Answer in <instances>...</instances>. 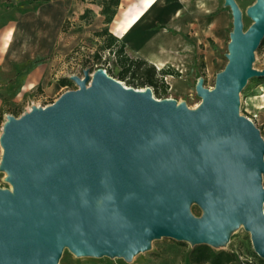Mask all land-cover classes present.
<instances>
[{
    "label": "water",
    "instance_id": "water-1",
    "mask_svg": "<svg viewBox=\"0 0 264 264\" xmlns=\"http://www.w3.org/2000/svg\"><path fill=\"white\" fill-rule=\"evenodd\" d=\"M232 14L227 63L200 102L156 99L102 68L70 75L74 89L1 127L0 264H57L78 256L131 257L151 239L210 247L242 224L264 260V144L239 113L247 81L264 77L254 52L264 38V0ZM195 202L203 216L194 217Z\"/></svg>",
    "mask_w": 264,
    "mask_h": 264
},
{
    "label": "crops",
    "instance_id": "crops-1",
    "mask_svg": "<svg viewBox=\"0 0 264 264\" xmlns=\"http://www.w3.org/2000/svg\"><path fill=\"white\" fill-rule=\"evenodd\" d=\"M234 1L240 10L251 4ZM101 7L100 0L27 2L7 27V40L0 47L1 71L18 67L21 90L53 93L62 88L60 80L69 76L53 72L67 65L65 56L77 55L78 49L82 52L75 64L83 65L86 51L93 50L92 39L98 41L95 34L106 26ZM107 27L133 55L165 71L168 91L191 96L213 48L229 38L232 14L225 0H120ZM246 96V102L251 100L249 93Z\"/></svg>",
    "mask_w": 264,
    "mask_h": 264
},
{
    "label": "rangeland",
    "instance_id": "rangeland-1",
    "mask_svg": "<svg viewBox=\"0 0 264 264\" xmlns=\"http://www.w3.org/2000/svg\"><path fill=\"white\" fill-rule=\"evenodd\" d=\"M244 1L251 3L250 5L255 2V0ZM26 3V0H0V47L4 39H7V27L15 20L16 13L20 10V8L25 7ZM248 6H245V8L241 10L244 31L252 23L251 19L245 14V10ZM108 39L109 37L107 35L100 37L98 41H93L92 39L93 44L90 45H92L91 47H93V50L91 52L86 51L85 57L82 58L83 62L88 60V63L85 65L83 64L81 67H77L75 64L76 61L74 59L82 52L81 49H78L77 55H68V58L65 56V61L68 64L64 65L62 68L59 65L53 74H56L57 76H70L72 74L81 76L82 70L85 68H90L91 71L97 68H106L110 70L109 73L106 71L109 76L116 77V74L120 70V66L118 64V57L115 53L120 44L115 42L109 50L105 47L108 43ZM228 40L229 38L227 36L225 41L222 42L220 46L213 48L214 54L211 57V60L208 58L207 68L206 64H204V71L201 72V77L197 79V81L202 79L204 87L212 88L214 86L216 73L221 71L226 65ZM95 55L99 58V61H96V57H94ZM1 56L2 50L0 48V57ZM122 56L133 61L137 59V57L127 48H123ZM252 67L257 70L264 68V42L260 44L254 52ZM17 74L18 67H14L7 73H3L0 69V135L1 127L6 116L12 115L14 117H19L27 111L29 107L36 105L46 106L51 104L60 96V94L66 91L67 88L74 89L76 87L73 85V82L70 81L71 84H68L67 88H58L53 93L48 91L46 93H40L36 90H21L19 84L17 83ZM119 81L132 88L142 89L144 87H149H140L137 85V81H134L133 83H126V79ZM197 81L195 82V85ZM258 84L257 77L250 78L241 90L239 94V113L254 122L260 131L264 144V87H256ZM150 88L156 99L172 98L177 102L184 101L189 109H195L200 102V98L196 94H192L191 96H178L175 92L170 90L162 92L159 87V94L156 95L153 87L150 86ZM248 93L251 95V100H247L246 102V94ZM1 156L2 148L0 146V162ZM262 187L264 189V178L262 180ZM10 188L11 186L7 181V174L0 168V189L9 190ZM189 211L197 218L203 216L204 214L203 210L195 202L191 203ZM226 233L227 239L223 243L219 245H212L214 250L234 252L242 261H256V253L254 252L251 243L250 234L247 230H245L242 224L228 229ZM194 246L195 244L190 240L179 241L169 237H156L151 239L147 249L136 253L131 257H109L106 255L78 256L71 252L68 248H64L57 264H185L188 252Z\"/></svg>",
    "mask_w": 264,
    "mask_h": 264
},
{
    "label": "trees",
    "instance_id": "trees-1",
    "mask_svg": "<svg viewBox=\"0 0 264 264\" xmlns=\"http://www.w3.org/2000/svg\"><path fill=\"white\" fill-rule=\"evenodd\" d=\"M32 1H47V0H27V2ZM101 1V14L104 17L103 21L106 25L102 30L95 35L97 36H105L109 37L108 43L106 44V48L110 50L111 46L118 42L120 44L118 50H116V56L118 57V64L120 66V70L116 74L118 80H125L126 83H133L137 81V85L140 87L143 86H151L154 89L156 95L159 94V87L162 92L167 91L168 85L164 81V70H156V68L148 64L143 59L137 58L135 61L130 60L124 56H122L123 48L125 45L121 43L115 36H113L109 31L107 24L111 22L116 9L120 3V0H100ZM264 42V38L261 41V44ZM96 61H99V58L95 55ZM88 63V60H85L83 64ZM108 73L110 70L104 68ZM113 76V75H112ZM259 84H264V77L258 78ZM71 84V82L64 78L60 80V85L67 86ZM256 261L245 260L242 261L238 258V256L231 251L225 250H214L212 247L200 244L195 245L189 252L186 258L185 264H264V260L255 255Z\"/></svg>",
    "mask_w": 264,
    "mask_h": 264
},
{
    "label": "built area",
    "instance_id": "built-area-1",
    "mask_svg": "<svg viewBox=\"0 0 264 264\" xmlns=\"http://www.w3.org/2000/svg\"><path fill=\"white\" fill-rule=\"evenodd\" d=\"M104 71H106V70L104 69ZM79 76H80V75H79ZM81 76H82V75H81ZM69 81H70V80H69ZM73 85H75V84L73 83ZM64 87H66V88H67V86H64ZM66 90H70V89H68V88H67Z\"/></svg>",
    "mask_w": 264,
    "mask_h": 264
},
{
    "label": "bare ground",
    "instance_id": "bare-ground-1",
    "mask_svg": "<svg viewBox=\"0 0 264 264\" xmlns=\"http://www.w3.org/2000/svg\"><path fill=\"white\" fill-rule=\"evenodd\" d=\"M7 38V37H6ZM5 40H7V39H5ZM7 42V41H6ZM3 47V46H2ZM5 47V46H4ZM37 106V105H36ZM31 109V107H29V109L28 110H30ZM7 174V173H6Z\"/></svg>",
    "mask_w": 264,
    "mask_h": 264
}]
</instances>
